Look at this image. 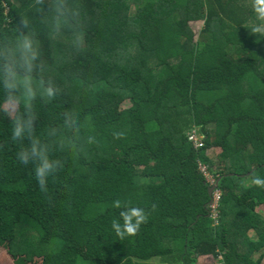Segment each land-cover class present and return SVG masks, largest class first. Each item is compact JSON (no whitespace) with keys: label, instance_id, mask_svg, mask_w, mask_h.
Instances as JSON below:
<instances>
[{"label":"trees","instance_id":"1","mask_svg":"<svg viewBox=\"0 0 264 264\" xmlns=\"http://www.w3.org/2000/svg\"><path fill=\"white\" fill-rule=\"evenodd\" d=\"M73 2L85 23L79 50L68 31L49 37L34 0H0V34L16 35L27 19L63 89L35 102L36 135L46 140L75 111L81 136L95 137L79 153H53L64 167L44 193L34 165L17 158L27 141H13L0 112V252L23 264H262L264 189L251 181L264 177V35L251 33V0ZM194 128L203 148L188 140ZM199 161L221 179L218 225ZM116 200L148 214L135 236L113 230Z\"/></svg>","mask_w":264,"mask_h":264},{"label":"clouds","instance_id":"2","mask_svg":"<svg viewBox=\"0 0 264 264\" xmlns=\"http://www.w3.org/2000/svg\"><path fill=\"white\" fill-rule=\"evenodd\" d=\"M34 6L43 9V22L50 38L55 39L68 31L72 34V46L76 50L83 46L85 23L73 0L71 3L69 0H34ZM251 6L258 21L252 26L251 33L264 35V0H251ZM0 89L3 91L0 112L11 119L13 141H27V146L21 148L17 158L25 165H34L40 190L47 193L49 177H54L64 167L61 159L53 158V153L65 150L79 153L86 144L95 143V137L89 135L85 139L81 136L80 119L75 111L65 112L62 124L50 128L46 140L36 135L35 102L38 99L45 102L54 100L63 93V89L48 74V63L43 57L37 34L27 19H23L22 28L17 27L16 35L0 34ZM113 135L120 139L125 134L114 132ZM251 182L264 189V177L254 176ZM113 207L120 209V219L112 221V228L121 239L126 235L135 236L148 219L145 209L131 201L116 200Z\"/></svg>","mask_w":264,"mask_h":264},{"label":"rangeland","instance_id":"3","mask_svg":"<svg viewBox=\"0 0 264 264\" xmlns=\"http://www.w3.org/2000/svg\"><path fill=\"white\" fill-rule=\"evenodd\" d=\"M131 13H133V10L131 11ZM191 26L196 34V36H194L196 37L195 39L197 38L201 39V31L204 28V22L202 21L193 22ZM126 106L127 105H125V107ZM2 116L4 120L6 121L11 120L3 112H2ZM219 153H220V149L218 150L217 148L209 150V155L211 158H215ZM259 211L262 212V215H264V207L259 208ZM168 258L170 257H163V258L158 257V258L151 259L149 261H142V260L134 259L133 262L134 264H183L181 263V261H167L166 259ZM21 260L22 259H20L19 261H14L12 256L11 255L9 256L8 250L6 248H4L0 252V264H23ZM219 260H215L213 256H205V257H200L197 264H220L221 261ZM36 264H42V261H38ZM80 264H86V262L80 261ZM262 264H264V261Z\"/></svg>","mask_w":264,"mask_h":264},{"label":"built area","instance_id":"4","mask_svg":"<svg viewBox=\"0 0 264 264\" xmlns=\"http://www.w3.org/2000/svg\"><path fill=\"white\" fill-rule=\"evenodd\" d=\"M189 142L196 148L200 149L203 148L205 145V135L201 133L200 130L194 128L187 134ZM207 155H209V150L207 152ZM198 169L199 172L204 176L206 182L209 184V187L215 186L218 179L217 176H215L211 170L210 167L205 164L204 162L199 161L198 162ZM222 199V191L219 187L216 188V190L213 192L212 196V202L209 205L210 207V214L214 221L215 225L219 224V206Z\"/></svg>","mask_w":264,"mask_h":264},{"label":"water","instance_id":"5","mask_svg":"<svg viewBox=\"0 0 264 264\" xmlns=\"http://www.w3.org/2000/svg\"><path fill=\"white\" fill-rule=\"evenodd\" d=\"M220 181H221V179H218V181H217V183H216L215 186H212V187H209V188H208V192H209V195H210L211 199H212V196H213V192H214V191L216 190V188L219 186ZM211 202H212V201H211Z\"/></svg>","mask_w":264,"mask_h":264}]
</instances>
